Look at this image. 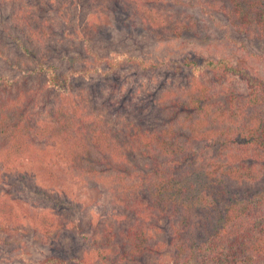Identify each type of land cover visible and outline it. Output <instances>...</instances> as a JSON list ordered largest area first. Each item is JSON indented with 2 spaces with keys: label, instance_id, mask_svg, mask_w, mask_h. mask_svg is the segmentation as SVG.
I'll use <instances>...</instances> for the list:
<instances>
[{
  "label": "trees",
  "instance_id": "16d2710c",
  "mask_svg": "<svg viewBox=\"0 0 264 264\" xmlns=\"http://www.w3.org/2000/svg\"><path fill=\"white\" fill-rule=\"evenodd\" d=\"M202 3L209 17L214 9L231 28L264 38V0ZM77 10L92 24L100 15L119 12L135 25L162 28L160 33L181 36L195 27L147 0H0L1 194L21 192L15 183H22L28 198L7 202L45 209L38 231H71L86 240L89 258L49 255L32 263L93 264L91 258L98 257L109 264L97 231L77 213L84 202L75 205L69 196L78 177L103 186L123 215L129 214L126 232H119L127 248L117 259L121 264H140L139 256L165 251L173 264H264V78L229 57L194 53L147 61L128 51L100 54L91 36L73 25ZM130 67L190 73L156 124L125 119L113 125L96 112L92 82ZM202 77L214 85L218 79L244 81V105L232 109L226 98L217 109H207L219 86ZM35 197L43 203L32 201ZM60 205L65 212L58 211ZM13 210L18 231L25 232L26 220L14 204ZM162 221L170 236L157 240Z\"/></svg>",
  "mask_w": 264,
  "mask_h": 264
},
{
  "label": "rangeland",
  "instance_id": "374dc122",
  "mask_svg": "<svg viewBox=\"0 0 264 264\" xmlns=\"http://www.w3.org/2000/svg\"><path fill=\"white\" fill-rule=\"evenodd\" d=\"M147 2L158 7L160 11L176 15L175 21L182 19L187 23L193 22L195 27L185 31L181 36L172 35L166 30L160 33L162 28L149 29L143 24L135 25L128 15L119 12H111L103 17L100 15L95 24H92L90 16L78 10L74 12L72 22L80 34L87 33L91 36V45L100 54L128 51L147 61H159L167 57L176 58L194 53L211 58L229 57L235 65L243 64L252 74L264 78V38L249 36L245 32L231 28L227 18L214 9L211 10L209 17L201 8L205 5L202 0H147ZM204 8L209 11V7ZM60 22L61 19L58 17V24ZM58 35L61 40L64 39L60 32ZM3 66L0 64V72L5 69ZM189 74L188 71L176 73L166 67L159 70L130 67L123 68L120 74H114L110 78H97L91 84L97 93L96 112L107 117L106 119L113 125L125 119L146 122L149 126L156 124L164 117L165 102L169 103L168 100L181 94L178 88L186 87ZM202 78L212 87L219 86L213 90V93H216L207 109H217L222 106L220 100L226 98L229 99L231 106L234 105L232 109L244 105L248 91L244 81L238 78L225 81L218 79L214 85L212 78ZM220 110L224 111L225 108L221 107ZM121 118L122 120H119ZM26 163L24 161L25 166ZM2 175L3 170L0 169V200H6L3 203L16 196L21 200L28 198V189H24L23 184L19 182L15 184L20 186L21 192L12 191L10 196L3 197ZM12 179H15V176H12ZM68 189L71 190L68 193L69 196L73 195L75 205H80V201L84 202L83 208L77 210V213L82 217L86 227L91 231H97L102 247L109 253V264H121L122 262H117V259L125 254L127 248L119 232H126L125 218L129 214L123 215L113 204L105 188L91 181H80L77 177L72 180ZM31 200L39 203L44 201L42 197ZM13 202H7L8 206L4 204V212L0 210V264H33L32 262L43 260L49 255L66 259L81 256L86 262L89 261L85 253L87 242L84 238L74 235L69 230L54 235L38 231L37 221H42L41 212L46 210L35 209L24 201ZM13 204L17 206L20 218L26 220L24 222L28 228H24L25 232L18 231L20 230L19 225L17 226L18 220L12 216L16 211L13 210ZM59 208H62L58 210L61 212L66 210L62 205ZM162 222L159 223L161 231L157 233V240H165L170 236L166 222ZM96 254L97 252L94 255ZM139 259L140 264H173L172 255L167 251L146 253L139 256ZM91 263L102 264L98 257L91 258Z\"/></svg>",
  "mask_w": 264,
  "mask_h": 264
}]
</instances>
